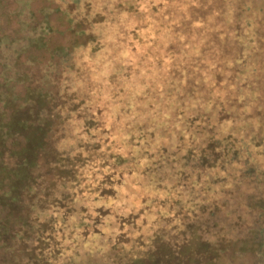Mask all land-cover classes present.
<instances>
[{
  "label": "trees",
  "instance_id": "trees-1",
  "mask_svg": "<svg viewBox=\"0 0 264 264\" xmlns=\"http://www.w3.org/2000/svg\"><path fill=\"white\" fill-rule=\"evenodd\" d=\"M16 2L20 6V32L13 41L0 40V47L8 55L5 64L11 68L12 57L30 50L29 63L17 67L22 83L45 67L54 70L49 91H42L40 97L47 111L39 114L30 110V117L18 126L30 143L29 150L40 146L39 140L47 139L61 153L46 181L27 187L25 210L19 215L16 234L33 243L36 240L31 234L37 232L38 221L50 218L53 233L61 232V250L65 240L70 244L63 256L52 258V264H204L206 244L213 243V232L202 240L196 233L207 232L206 216L215 209L221 211L223 203L214 205L209 214L198 208L201 213L194 226H190L186 213L173 221L175 226L180 224L183 237L190 238L192 231L195 234L190 244L193 251L188 245L183 248L182 242L171 246V235L158 233L156 221L171 219L180 212L181 206H172L188 202L180 198L179 189L190 183L179 173L182 167L166 173L156 169L166 160L171 162L169 157L180 160L190 151V143L199 144L202 139L236 138L238 141L231 142L238 149L241 143L247 149L264 141V123L255 126L256 119L249 120L250 103L246 100L254 103L258 98L259 106L254 104L264 113V98L260 100L264 82H258L257 95L239 88L233 96L237 104H233L228 91L215 84L223 76L236 77L234 67L240 78L258 69L261 74L255 79L264 80L260 24L253 17L241 21L248 10L256 8L255 4L263 9L264 0ZM38 15L43 16L41 21ZM245 36L251 38L244 42ZM244 55L257 66L240 62ZM224 108H230L232 120L220 122L217 111L223 113ZM195 111L208 122L205 128L194 126L197 131L189 116ZM5 126L9 132H0L1 138L18 127L13 122ZM22 152L14 167L0 160L1 171L14 173L12 184L27 179L23 176L33 164L23 156L27 151ZM44 200L51 201L48 207L39 205ZM145 204L151 210L127 233L130 243L119 244V239L111 242L110 238L116 239L122 231H117L114 221L100 223L99 212L106 209L105 218L124 221ZM98 224L105 226L103 233L98 231ZM209 235L213 240L207 239ZM138 237L143 244L139 245L142 242L136 240ZM10 238L12 241L10 232L6 240L0 238V259H5L0 264H38L24 254L19 259L13 257L21 249L10 248Z\"/></svg>",
  "mask_w": 264,
  "mask_h": 264
},
{
  "label": "rangeland",
  "instance_id": "rangeland-1",
  "mask_svg": "<svg viewBox=\"0 0 264 264\" xmlns=\"http://www.w3.org/2000/svg\"><path fill=\"white\" fill-rule=\"evenodd\" d=\"M240 1L246 2V0ZM250 1H252L251 3L259 2V0ZM255 6L256 8L252 10L259 13L255 12L257 15H254L253 11L248 10L247 16L243 15L241 21L248 18L251 19V17L256 21L258 19L259 28H261L260 32L263 35H259L258 39H264V8H258L259 5L257 4ZM19 8L20 6L16 0L0 1V40L7 38L13 41L19 36L20 17L17 15ZM241 12H243V9H241ZM38 19L41 21L43 16L38 15ZM243 38H245V42L246 38H251V36ZM31 55L32 51L29 50L22 55L20 54L18 58L12 57L11 68H8V65L5 64V57L8 59V55L0 47V132L3 135L9 132L5 126L6 124L13 122L15 123V127H17L19 123L30 117V110L33 109L39 114H43V110L47 111L45 101L40 100V97L42 91H49L50 79L54 71L52 67H45L41 72H38V74L31 79L25 80L23 83L22 79L20 80L17 76V67H21V64H26V62L29 63ZM245 58L249 57L244 55L239 61L244 63V65L251 64L257 66L250 59ZM41 61L47 63L46 60L41 59ZM56 62L57 60L53 64L55 65ZM234 69H232L233 75L239 77V70ZM259 73L261 74V71L258 69L255 73L252 71L251 74L247 73L245 76L239 77V81L238 78H232L230 75L223 76L221 79H217L215 84L218 87L221 86L222 91H228L230 97L236 96V91L239 88L245 92L251 91L257 95L258 82H264L263 79H255L256 76L260 75ZM5 79L10 80L11 83H8ZM221 81L222 83L225 82V84H221ZM260 95H263V97H260L261 100L264 98L263 92H260ZM232 100L234 101L233 104H237L235 97ZM246 100H249L248 103H250L247 112L249 120L256 119L255 126L259 123H264V113L260 111L261 107H256L259 106V99L257 98L254 101L256 106L250 102V99ZM223 111V113L220 110L217 111V120L220 122L232 120L231 115H228V112L231 111L230 108H224ZM189 116L192 119L191 124L195 131L197 129L194 126L205 128V123H208L205 121L206 117L204 118L203 115L199 117L196 111L190 112ZM250 131L257 133V130L253 128ZM232 140L238 141L236 138ZM232 140L228 137L224 141L202 139L199 144L192 142L187 147L190 151L188 154L182 155L180 160L173 161L174 159L169 157L167 159H170L171 162L166 160L158 166L156 170L162 173H166L175 167H182V172L179 173L183 174L184 181L190 183V185H183L179 189L180 198L188 199V202L172 206V208L181 206L180 212L174 214L171 219H165L161 222L156 221V224L158 225L159 223L160 226V229L157 231L164 235L165 233L171 235L172 239L169 242L171 246L182 242L181 244H184L183 248L188 245L190 247L189 251H193V247L190 244L195 232L192 231L190 238L189 236L185 238L182 234L180 235L181 229L178 226L180 224L175 226L173 225V221H177L183 213H186L190 220L189 223L191 222L190 226H194L196 224L192 225V223H195V218L198 217L199 212L201 213L198 208L204 209L209 214V211L214 209V205H222L221 203H223L224 208L221 211L220 209H215L209 214L210 216H206L208 217L205 225L207 232L202 230L196 233L199 239L202 240L206 234L213 232V243L206 244L207 253L204 255V264H264V141L255 142V145L246 147L247 150L241 146L243 145L242 143L239 149L236 148L231 142ZM39 141L41 143L40 146L29 150L30 143L26 141V137L24 138V134L19 129V126L12 133L4 136V138L0 137V160L2 159L6 165L14 167L20 160L23 150L27 151L23 156L29 157V161L33 162L28 168L27 176H23L27 177V179L19 180L17 184L10 183L11 179L14 178L12 176L13 172L7 173L0 170V238L6 240L10 232V236H13L12 241L11 238L9 239L8 244L10 248L16 249L17 246H20L21 250H16L12 254L13 257L19 259L24 254L27 258L38 264H52V258L55 255L63 256L65 251L69 249L68 246L70 244L68 240H65L64 251L61 250V232L53 233L54 230L52 229L54 226L50 218L43 217L38 221L37 232L31 234L33 241L36 240L33 243H27V240L21 239V233L16 234L17 224L20 220L19 215L25 210L24 203L27 187L30 188L33 185L41 186L52 173L57 161L59 162L61 159V153L56 152L52 144H48L47 139L43 142ZM253 149L256 151H249ZM63 163L64 160L59 164L61 167H59L60 172L62 171ZM209 181L211 182L210 184H208ZM219 196L221 199H218ZM46 200L42 201L39 205L42 204L41 206H44L47 204L48 207L51 201L46 202ZM101 209L98 210L100 211ZM150 210L151 207L145 204L139 213H134V215L128 214L129 217L126 220L119 221L118 219L111 220L105 218L108 214L107 210L104 209V211L101 210L99 212L101 216L99 222L114 221L118 225L117 231L120 229L122 235L116 239L110 238L111 242L119 239L117 243L128 244L130 243V238H128L127 233L130 232L135 224H141L145 217L148 216V211ZM130 211L133 212L132 210ZM31 219L32 221L35 220L34 218ZM112 226L116 227L113 224ZM104 228L105 226L102 228L98 224V231L100 233H103L102 230H106ZM32 230L33 228L31 227L30 232ZM69 230H72V227ZM72 237L73 235L69 238ZM139 238L136 240L142 242V239ZM207 239L213 240L210 235ZM141 244L143 242L139 243V245ZM200 244L204 245L203 242ZM0 260L5 263L4 257ZM62 260L63 257L60 258V261Z\"/></svg>",
  "mask_w": 264,
  "mask_h": 264
}]
</instances>
